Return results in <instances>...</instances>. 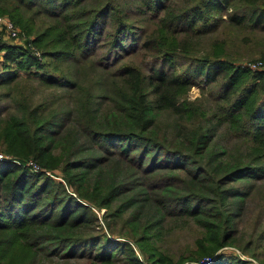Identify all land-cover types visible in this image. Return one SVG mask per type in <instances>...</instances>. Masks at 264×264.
<instances>
[{
  "label": "trees",
  "instance_id": "obj_1",
  "mask_svg": "<svg viewBox=\"0 0 264 264\" xmlns=\"http://www.w3.org/2000/svg\"><path fill=\"white\" fill-rule=\"evenodd\" d=\"M159 1L141 0V10L134 1L0 0L29 46L0 42V99L10 100L0 107V264H143L137 252L171 264L159 242L181 221L201 231L196 264H249L218 253L224 247L257 257L253 241L235 236L264 181V72L237 66L218 43L193 54L200 45L189 36L264 28V0ZM133 7L155 27L135 26ZM135 52L152 60L148 72L121 63ZM180 53L189 76L164 70ZM23 81L52 95L34 103ZM94 208L105 210V231Z\"/></svg>",
  "mask_w": 264,
  "mask_h": 264
},
{
  "label": "rangeland",
  "instance_id": "obj_2",
  "mask_svg": "<svg viewBox=\"0 0 264 264\" xmlns=\"http://www.w3.org/2000/svg\"><path fill=\"white\" fill-rule=\"evenodd\" d=\"M120 3H131L134 4L133 1L136 4H139V8L141 10H144L143 8L145 5L141 2V0H119ZM159 1V3L163 2ZM183 0H170L169 3H174L177 6L181 5ZM90 2L89 4H91ZM126 4V5H127ZM175 6V5H174ZM173 6V7H174ZM130 14L128 15L129 20L135 24V26L139 27L144 26L149 27L152 29L155 27L156 23L147 22L144 24V14L139 13L138 9L135 7L129 9ZM151 12V11H150ZM155 12V10H154ZM149 14V13H148ZM157 14L163 15V11ZM0 17L5 18L9 21H11L8 18V15H0ZM139 20V21H138ZM12 22V21H11ZM48 22V19L43 17L42 15H39L37 17V23H46ZM13 23V22H12ZM210 23V22H209ZM208 23V28L211 27ZM14 24V23H13ZM15 28L17 29V39H5V43L11 44V45H19L23 46L25 48L29 47L26 44V38L23 36L21 29L14 24ZM219 31L212 34H206L204 35H192L189 36V42L192 44L197 43L200 45V47L194 45V48L192 49L193 54L197 55H203L207 53H211L212 50H214L219 45H222L223 50H225V56L229 57V59L237 64V66H247L248 64L255 63V62H262L264 64V28H256L252 29L250 27H231L228 25H221L219 27ZM110 29H108V32ZM133 35L134 39V32L131 33ZM108 36H106V39L102 40L100 42V46L98 49L94 50L95 58L96 59H103L106 55L107 50V42H108ZM215 43H218L219 45H215ZM129 45H131V41L129 42ZM36 53L38 52V49H33ZM180 50H182L180 48ZM129 51V49H128ZM204 52V53H202ZM136 53V52H135ZM128 53L126 54L127 57L123 56L124 59L121 63H126L129 61H132L135 65L140 66L144 72H148L149 65L151 66L152 60H150V57L148 55H144L142 52L140 53ZM3 52H0V65ZM189 54V53H187ZM36 55H39V52L36 53ZM186 53H180L179 55H175L174 59L171 61L172 63L169 65V63H165L164 67L167 72H173L175 74H187L189 76V66L186 64ZM44 64L47 62H50V59L44 58ZM54 64V63H53ZM161 64V63H160ZM158 66V65H157ZM169 66H172L169 68ZM1 70V66H0ZM253 72L252 70H250ZM262 72V71H261ZM264 72V71H263ZM31 85V86H30ZM20 88H25L27 92H29L32 95L33 102L37 103L40 102L42 98H47L50 95H52L51 89H45L43 86H40L38 82H21L19 85ZM32 87V88H30ZM19 88V89H20ZM201 85L200 86H194L191 88V90L188 92V98L190 100H196L198 98H201ZM7 92V89L0 88V94H4ZM203 98H207L208 105H213V98L209 96L208 90H205V94ZM209 98V99H208ZM10 105V100L7 97H3L0 99V107L6 106V108ZM227 144L230 145H238L240 144V141L238 139L233 140L232 143L230 141H227ZM0 155H4L3 151H0ZM35 171V170H33ZM59 179V177H56ZM255 190H253L251 193H249L246 202H245V208L243 210V213L240 217V219L237 221V232L235 236V242L239 245H244L247 242L253 241L252 246V252H255L257 255L256 258H252L249 254H243L240 252L236 247H224L219 252H225L227 255H234L237 257L242 258L243 260L247 261L249 264H264V181L256 183ZM230 186H234L237 188H243L247 187V184H231ZM96 214L98 215V223L100 224V228L105 231L104 226V220H103V214L105 212L104 209H95ZM166 235V234H165ZM201 231L200 229L192 222V221H181L178 223L177 227L173 230V233L170 234V237L163 239L161 242H159V247H161V252L165 256H167L171 262V264H175L180 259H184L181 264H196L197 262L191 261L189 259V255L194 251H196V241L198 238L201 237ZM261 236L263 238H261ZM121 257V255H118ZM138 259L143 264H149L147 257L141 255L139 252H137ZM205 257H202L199 259L200 261H203ZM206 260V259H205ZM204 260V261H205ZM125 261V260H123ZM202 262V264H212L213 261H205ZM121 264V263H120ZM164 264H168L165 262Z\"/></svg>",
  "mask_w": 264,
  "mask_h": 264
},
{
  "label": "built area",
  "instance_id": "obj_3",
  "mask_svg": "<svg viewBox=\"0 0 264 264\" xmlns=\"http://www.w3.org/2000/svg\"><path fill=\"white\" fill-rule=\"evenodd\" d=\"M7 38L17 39V29L11 21L0 17V42L5 41ZM246 67L252 71H264V64L262 62L251 63ZM0 158H2V155H0ZM30 165L32 166L33 170L39 171V167L37 165L32 163H30ZM205 261H209V259H206Z\"/></svg>",
  "mask_w": 264,
  "mask_h": 264
},
{
  "label": "crops",
  "instance_id": "obj_4",
  "mask_svg": "<svg viewBox=\"0 0 264 264\" xmlns=\"http://www.w3.org/2000/svg\"><path fill=\"white\" fill-rule=\"evenodd\" d=\"M2 55H3V54H2ZM2 55H1V56H2ZM2 59H3V56H2ZM2 61H3V60H1V62H2Z\"/></svg>",
  "mask_w": 264,
  "mask_h": 264
}]
</instances>
